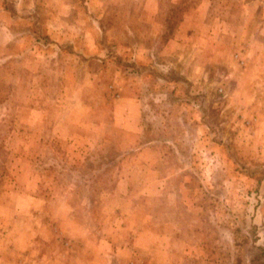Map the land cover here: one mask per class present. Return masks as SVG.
I'll use <instances>...</instances> for the list:
<instances>
[{"label": "rangeland", "instance_id": "1", "mask_svg": "<svg viewBox=\"0 0 264 264\" xmlns=\"http://www.w3.org/2000/svg\"><path fill=\"white\" fill-rule=\"evenodd\" d=\"M0 264H264V0H0Z\"/></svg>", "mask_w": 264, "mask_h": 264}]
</instances>
